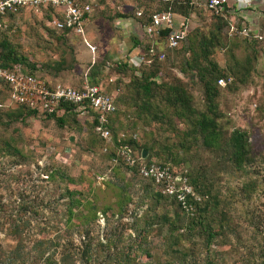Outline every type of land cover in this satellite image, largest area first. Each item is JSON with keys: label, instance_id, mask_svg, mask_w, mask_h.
<instances>
[{"label": "rangeland", "instance_id": "374dc122", "mask_svg": "<svg viewBox=\"0 0 264 264\" xmlns=\"http://www.w3.org/2000/svg\"><path fill=\"white\" fill-rule=\"evenodd\" d=\"M206 2L191 0L189 14L180 16V19L175 16V25L183 19L186 28L185 37L176 48H167L158 34L147 35L142 22L137 19L136 13L133 14L135 10L150 12L162 8L164 0H99L86 22L83 37L74 32L63 35L51 29L49 23L52 17L50 13L48 18V7H22L14 12L16 14L10 12L5 15L7 22L13 25V30L8 32V40L18 54L35 66V73L45 81L78 86L85 83L86 74L90 82H96L113 94L117 98L118 108L112 118L113 134L121 131L136 133L139 146L147 145L151 160L166 162L202 177L208 193L201 198L209 207L208 218L225 219L233 230L225 239L230 245L213 247L216 251L212 254L218 262L243 264L244 256L248 257L250 264H257L261 250H264L263 11L257 9L259 28L256 33L250 31L251 28L244 36L237 31L246 22L243 23L238 17L230 18L231 7L226 6L223 16H220L225 25L220 31L219 43H213L212 47L208 45V57L218 67L239 68L236 65L248 60L250 69L247 76L236 74L243 80L227 75L223 85L216 82L218 147L207 148L201 143L200 134L188 123L193 117L186 121L177 118L173 108L166 106L161 88L153 89L147 110H144L141 106L146 97L138 86V72L121 65L127 63L129 55L137 48L152 46L156 52L163 53L161 59L154 58L160 70V75L155 79L166 83L179 81L190 96L192 108L204 111L206 106L201 83L194 70L186 68L185 61L192 57L193 51L200 63L205 64L197 43L201 36L210 37L217 22V16L206 7ZM122 14L126 16H118ZM230 24L235 29L231 30ZM253 34L261 36V39L249 41L248 37H253ZM89 46L93 47V51ZM61 61L64 68L68 67L54 75L53 71ZM91 66L94 73L89 70ZM4 93L0 82V139L14 142L26 161L16 165L15 169L8 167V157L0 155V170L8 168L12 172L17 171V184L20 187L26 184L34 193L40 187L48 189V208L55 205L57 193L65 186L92 197L99 208L109 207L107 215L110 210L116 211L118 203L123 201L124 213L120 217L118 214L109 216L111 220L118 218L122 222L132 223L134 213L143 215L148 213V206L153 207L148 182L109 153L112 147L97 139L86 122L82 123L84 115H66L62 125L41 116L8 118L4 113L5 108L13 104L8 102ZM234 128L246 130L248 135L249 160L242 170L233 168L223 145ZM105 145L106 149L103 150ZM43 165L64 170L74 179L73 183L41 179L44 175L37 172ZM25 170L31 171V176ZM56 200L61 202L62 199ZM155 210L158 214L166 213L170 218L177 211L168 199L158 202ZM96 221L101 233L104 219L100 213H97ZM126 233L131 235L127 238V242L131 243L134 232L127 229ZM201 239L191 236L189 241L179 240V247H192V254L184 264H203ZM166 242L165 229L158 233L153 230L145 240L132 241V254L144 264L151 254H159Z\"/></svg>", "mask_w": 264, "mask_h": 264}, {"label": "trees", "instance_id": "16d2710c", "mask_svg": "<svg viewBox=\"0 0 264 264\" xmlns=\"http://www.w3.org/2000/svg\"><path fill=\"white\" fill-rule=\"evenodd\" d=\"M99 0H97V3ZM191 0H164L162 8L154 9L150 12L144 10H135L137 19L142 22L143 26L150 24V16L154 12L168 11L179 16H187L191 10ZM226 6H224L225 11ZM55 16L56 12L52 8H48V18ZM213 13V12H212ZM16 14V13H14ZM217 16V22L213 27L209 38L201 36L198 40L197 47L201 59L205 64H201L197 59L196 52L192 51V57L185 61L186 68L194 70L202 88V97L206 109L204 111H196L192 108L190 96L185 87L179 82L170 83L158 81L155 79L160 75L156 60H152L149 64H143L139 67H134L129 64H121L123 67L128 66L131 70L137 71L140 79L138 84L141 88L144 98V103L141 107L146 109L149 104V97L154 88L163 90V99L166 106L172 107L174 115L184 121L189 120L191 128L197 131L201 137V143L207 147H218L219 127L216 122V105L215 97L218 94L216 80L218 78H226L227 75L236 74L244 77L249 73V61L246 60L243 64H238L233 68L227 66L220 68L211 60L209 55V47L212 44L219 43V34L225 21L220 17L221 13H214ZM125 17L126 15H118ZM223 16V15H222ZM225 18V17H224ZM226 20V18H225ZM13 23V22H12ZM57 30L60 34H74L69 28L51 29ZM228 28V23L226 25ZM13 30V25L8 22V26L4 30H0V67L14 71H20L30 74L38 79L44 80L40 75L36 74V68L33 64L27 62L26 58L16 52L15 48L8 40V32ZM169 29L164 28L159 30L158 37L163 41L165 34ZM246 38V37H245ZM212 39V40H211ZM248 40H256V38L248 37ZM182 41V40H181ZM177 44V46L181 43ZM175 46L174 48H176ZM146 50L147 48H142ZM192 50L191 48H188ZM57 65L53 71L56 75L64 68V65ZM62 67V68H61ZM91 66L89 70L94 73ZM86 84H96L90 82L86 78ZM242 77H237L243 80ZM45 81V80H44ZM5 91V98L8 97V88L5 82L1 81ZM49 86H53L58 82L45 81ZM61 84V83H60ZM84 84V83H83ZM83 84L72 86L80 88ZM65 85V84H63ZM106 91V90H105ZM2 102H0V107ZM114 112L109 117L108 129L112 135V140L115 143V137L120 132L112 133L113 123L112 118L117 112V98L114 96ZM4 111L8 118H23L28 116H41L55 121L62 125L66 115H76L79 113L75 105L66 102H60L49 112H39L36 108L25 104H13L7 106ZM194 112L193 115H190ZM90 114H92L90 112ZM91 132L95 137L103 142L92 130L93 121L85 119ZM124 133V138L120 143L131 148L132 152L140 154L141 150L146 151L144 162L148 163L151 157L148 153L146 144L139 146L137 138L132 139L130 135L136 133L121 131ZM228 151V160L236 170H242L249 160L250 148L248 143L247 131L239 128L232 129L223 142ZM110 146V145H109ZM138 146L140 147L138 149ZM111 147V146H110ZM113 149V148H112ZM111 155H115L113 150L109 151ZM0 155L8 157L6 160L8 167H16L18 164H24L26 157L21 150L8 139H0ZM169 165L174 172H181L186 178L197 195L198 199L191 202V208L183 209L179 203L173 199H168L160 191L158 182H148L151 189L150 198L153 199V207H147L148 213L143 215L133 214L132 223L128 221L122 222L118 218L111 220L109 216L118 214L120 217L124 213V202H119L116 206V211H109V207L96 206L92 197L84 194L82 191L68 188L65 186L57 193L56 199H62L61 202L54 200L51 208H48V189L40 187L37 193L31 190V187H26V184L19 186L18 173L12 172L8 168L0 170V264H141L138 259L132 254V241L145 240L147 234L155 230L157 233L165 229L167 242L163 244V248L159 254H151L150 259L144 264H184L189 260L192 254V247L182 248L178 246L179 240L189 241L190 237L198 236L202 238V246L204 248L203 264H220L212 254L215 250L213 247L220 245H230L226 243L227 234L233 232L229 228L225 219L218 217L216 220L208 218V205L202 201V195L207 192L206 186L202 183V177L197 174H189L186 169L170 165L166 162H159ZM35 168H38L35 165ZM16 169V168H15ZM136 174V167L130 168ZM25 173L31 176V171L25 170ZM38 175H44L41 179L53 180L58 179L65 183H73L74 179L69 176L64 170L57 167H49L43 165ZM138 175V174H137ZM31 179V178H30ZM14 183V186L11 184ZM39 192H42L40 195ZM47 194V196H44ZM170 200L177 211H174L169 217L166 213L158 214L155 210L157 203L161 200ZM183 214V216H181ZM97 213H100L104 219V224L101 228L97 220ZM185 214V215H184ZM181 216V217H179ZM142 223V224H140ZM127 229H131L134 233L130 238L131 243L127 242V238L131 236L126 233ZM231 246H234L232 242ZM216 251V250H215ZM219 251V250H218ZM218 257L219 254H217ZM243 264H250L248 257L243 256ZM257 264H264V250H261L260 259Z\"/></svg>", "mask_w": 264, "mask_h": 264}, {"label": "built area", "instance_id": "2783aa9c", "mask_svg": "<svg viewBox=\"0 0 264 264\" xmlns=\"http://www.w3.org/2000/svg\"><path fill=\"white\" fill-rule=\"evenodd\" d=\"M228 0H207L206 7L213 13H223L224 6ZM236 4L249 6L250 0H233ZM44 7L52 8L57 16H53L49 25L56 29L69 28L75 34L83 37L86 22L94 8L97 0H0V30L8 26L7 13H14L22 7ZM139 15V12L136 13ZM175 15L171 12H154L150 16V24L144 26L147 35H157L159 30L167 28L169 31L164 36V44L167 48H174L183 40L186 28L183 19L175 25ZM179 17V16H178ZM181 17H179L180 19ZM230 29L235 26L230 24ZM239 34L247 36L249 29L241 26ZM253 37L261 39V36L253 34ZM93 51V47L89 46ZM162 52H156L152 46L146 50L137 48L129 55L127 63L134 67L149 64L152 59H161ZM0 80L5 82L8 88L7 100L10 104H25L36 108L39 112H49L58 103L66 102L75 105L78 112L85 116L88 121H93V132L107 145L113 148L114 156L127 168L136 167L137 174L150 181L160 184V191L168 199H173L180 206L188 210L191 202L198 199L192 186L187 183L181 172H174L169 165L150 160L145 163L140 154L132 152L131 148L120 143L124 133L120 132L115 137V143L107 125L109 117L114 112V95L105 91L96 84L84 83L80 88L56 83L49 86L44 80L38 79L30 74L14 71L0 67ZM217 84L223 85L225 80L218 78ZM90 112L92 114H90ZM132 139L137 138L135 134L130 135ZM106 149V145L103 150Z\"/></svg>", "mask_w": 264, "mask_h": 264}, {"label": "crops", "instance_id": "0c3cea01", "mask_svg": "<svg viewBox=\"0 0 264 264\" xmlns=\"http://www.w3.org/2000/svg\"><path fill=\"white\" fill-rule=\"evenodd\" d=\"M250 1L251 2L249 6H242L236 3L234 4L233 0H228L226 5L229 8L231 7L228 14L230 18L234 19L235 17H238L239 19H241L243 23L246 22V25H244L245 27H247L249 30L252 28L250 31L256 33V31L259 28V26L257 25L259 19L257 16V12H258L257 9H261L264 13V0H250ZM234 5L236 8L235 10H234Z\"/></svg>", "mask_w": 264, "mask_h": 264}, {"label": "water", "instance_id": "95a60500", "mask_svg": "<svg viewBox=\"0 0 264 264\" xmlns=\"http://www.w3.org/2000/svg\"><path fill=\"white\" fill-rule=\"evenodd\" d=\"M140 156H141V158H145V156H146V151H145V150H141V152H140Z\"/></svg>", "mask_w": 264, "mask_h": 264}]
</instances>
